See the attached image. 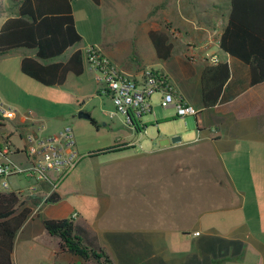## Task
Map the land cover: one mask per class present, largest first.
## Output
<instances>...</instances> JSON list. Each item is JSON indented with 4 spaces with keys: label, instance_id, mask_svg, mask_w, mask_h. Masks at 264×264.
I'll return each mask as SVG.
<instances>
[{
    "label": "rangeland",
    "instance_id": "374dc122",
    "mask_svg": "<svg viewBox=\"0 0 264 264\" xmlns=\"http://www.w3.org/2000/svg\"><path fill=\"white\" fill-rule=\"evenodd\" d=\"M161 1L102 0L97 7L90 0H81L76 13L82 41L60 57L44 63L66 62L76 50L85 54L88 47H95L122 72L144 68L158 71L164 69V63L157 56L152 30L157 29L158 36L179 41L186 38L188 30L178 27L186 10L194 11L198 24H202L205 17L211 18L213 4H218L226 23L230 11L229 0H182L180 4L177 0ZM200 38L198 33L194 36L196 40ZM19 50L16 54L31 52ZM10 71L12 79L0 75V92L14 103L8 105L19 108L17 103H22L24 106L20 109L38 115L47 126L44 136L54 135L69 126L76 140L78 163L65 177L52 175L54 180H59L56 193L61 198L57 203H49L42 215L63 219L77 213L76 223L89 230V234L84 235V243H98L115 264H205L206 259H221L220 239L213 240L207 234L241 223H248L254 235L264 239L263 146L240 147L233 156L225 157L237 189L245 196V200L241 197V201L233 202L228 189L216 184L218 174L210 176L204 169H201L203 173L192 170L187 174L179 173L173 181V176H169L173 154L136 156L160 150L158 133L163 125L158 122L169 113H173L169 117L174 119L170 124L182 130L184 142L196 138L194 117L188 118L194 125L185 126V118L177 117L176 109L161 107V93L153 95V112L143 115L142 130L137 131L126 124V117L118 113L106 91L107 85L97 81L98 74L89 70L86 62L82 75L70 73L60 86L41 85L25 76L18 64L11 65ZM193 106L198 109L196 104ZM80 113L89 117H80ZM112 114L115 115L112 117ZM4 126L12 127L6 121L0 124V138L9 131ZM121 144H129V147L89 156ZM193 148L212 150L204 144ZM10 160L25 166L23 154L9 156ZM7 161L0 156V162ZM7 181L9 189L5 190L0 179L1 191L17 190L28 179L24 175H12ZM164 224L171 230L157 235L164 230ZM184 226L198 229L202 237L184 232ZM69 258L52 264H70ZM245 260L247 264L255 263L250 254Z\"/></svg>",
    "mask_w": 264,
    "mask_h": 264
},
{
    "label": "crops",
    "instance_id": "0c3cea01",
    "mask_svg": "<svg viewBox=\"0 0 264 264\" xmlns=\"http://www.w3.org/2000/svg\"><path fill=\"white\" fill-rule=\"evenodd\" d=\"M177 1L179 4L182 2V0ZM2 3L4 14L0 17V26L8 17L14 16L17 13V7L13 2L2 0ZM79 3H81V0H74L71 2V6L76 28L80 35L83 36L77 23L76 9ZM92 3L96 5L93 1ZM96 6L100 7L101 4ZM212 9L211 18L206 19L205 17V19H202V24H198L195 21L193 10L183 12L184 17L179 21L178 27L188 29L185 32L186 38H181L179 41H174L173 39L172 41L165 37V40L158 42L157 47V56L164 63V69H160L157 72L168 76L177 94L186 103L197 105L198 116L184 117L185 126L194 125L193 121L191 122V119H188L189 117H194L197 131L193 135L196 138L184 142L182 130L178 131L175 125L170 124L174 119H172L173 117H169L173 113H169L167 117H160L161 119L158 122V124L163 125L161 132L158 133L160 136V150L153 152L146 151L136 156L157 153L173 154L172 170L169 171V176H173V181H175L179 173L187 174L192 170L204 169V172L208 171L210 176L218 174L215 177L216 184L222 188H227L233 202H237L238 200H242L243 194L237 189L225 157L233 156L240 147H264V82L256 86H250L249 67L235 57L221 51L219 39L227 23L223 14L218 10V4H213ZM152 31L156 34L159 33L157 29ZM197 33L201 37L199 40L194 39ZM180 35L178 33V36ZM189 46L195 47V59L190 58ZM17 51L0 56V75L4 79H12L11 65L15 67L18 64L20 66L24 56H34L35 54L34 51H21L20 54H16ZM212 55L217 56L221 62L228 64L230 79L224 86L219 103L212 109L204 110L201 100L200 76L203 68L208 64L207 57ZM170 61H172L171 65H169ZM124 70L125 72L123 71V73L131 78L139 77L142 71L140 69L137 72L130 73L128 70ZM0 100L7 104L13 103L2 91L0 92ZM17 104L19 109L21 106H24L22 103ZM167 109L175 108L170 107ZM36 116L38 117V115ZM7 120L12 127L4 126L9 131L1 135L0 142L4 138H10L16 149L21 150L23 147V135L18 131L22 126L26 125L25 118L21 114H16L10 116ZM0 124L2 123L0 122ZM16 140L21 141V143L17 144ZM200 144H204L212 150H174L192 148ZM207 166L213 169L210 170ZM195 167L200 169H195ZM202 173L199 176H202ZM28 185L29 181L18 187V189H25ZM42 188V191H46L48 190V185L43 184ZM44 197L45 194L40 192L25 199L26 206L32 212L16 235L12 254L13 264H46L42 262L52 264L68 256L70 257V264H85L76 257L61 253L59 239L49 235L45 231L43 221L54 218L42 215L43 212L48 210V204L45 203ZM243 199L245 200V196ZM226 208L228 209L229 207ZM77 224L83 227L89 234V230L84 225ZM162 227L164 230L158 232L157 235H160V233L166 234L169 232L166 231L167 229L171 230L165 224ZM182 230L186 233H192V236L197 238H201L203 235L198 229H191V227L186 228L184 226ZM207 235L213 240L220 239L218 249L222 258L210 261L206 259L205 264H227L232 262L234 264H247L245 257L248 254L254 258V264H264V239L256 234L254 235L248 223L232 226L222 232L213 230ZM142 237H145L144 234H142Z\"/></svg>",
    "mask_w": 264,
    "mask_h": 264
},
{
    "label": "trees",
    "instance_id": "16d2710c",
    "mask_svg": "<svg viewBox=\"0 0 264 264\" xmlns=\"http://www.w3.org/2000/svg\"><path fill=\"white\" fill-rule=\"evenodd\" d=\"M17 13L8 17L0 26V56L19 49L34 51V56L21 60L22 73L44 86L63 85L70 73L80 76L85 70V54L76 50L66 62H48L63 55L69 48L82 41L78 32L71 2L74 0H10ZM100 5L102 0H92ZM230 11L219 47L222 52L235 57L249 67L250 86L264 82V0H229ZM4 14L0 0V17ZM156 46L165 37L151 33ZM167 57V56H166ZM230 79L226 62L206 65L200 76L201 100L204 110L214 108L220 101L224 86ZM96 125V121L92 119ZM142 124L135 121V130ZM128 144L90 153H100L128 148ZM191 149V148H185ZM191 150H196L192 147ZM58 193L45 200L46 204L57 203ZM26 201L13 191L0 190V264H13L12 254L15 238L31 214ZM45 231L59 239L61 253L69 254L85 264H114L109 254L97 243H84L87 231L74 218L45 219Z\"/></svg>",
    "mask_w": 264,
    "mask_h": 264
},
{
    "label": "built area",
    "instance_id": "2783aa9c",
    "mask_svg": "<svg viewBox=\"0 0 264 264\" xmlns=\"http://www.w3.org/2000/svg\"><path fill=\"white\" fill-rule=\"evenodd\" d=\"M190 58L195 59V47L189 46ZM209 65L220 64L217 56L207 57ZM85 62L89 70L97 73V81L107 85V93L111 95L118 113L126 117V124L135 129V121L143 115L152 113L151 99L155 93H161L160 105L163 108L174 107L177 116L184 118L198 116L199 111L195 106L186 103L177 94V91L164 73L144 68L141 75L131 78L120 71L109 59V57L97 50L95 47H88L85 50ZM21 114L25 118L26 125L18 131L23 135L22 149L16 146L10 138H4L0 142V156L8 159L7 162H0V179L3 189H9L7 178L12 175H24L29 185L25 189L13 191L19 198L26 199L40 192L45 194L44 201L53 193H56L58 181L52 178L53 174H63L65 177L76 167L79 154L76 149V140L71 127L67 126L54 135L44 136L47 129L44 122L31 110L21 111L0 101V122H7L12 115ZM115 114H112V117ZM23 154L25 166L22 167L13 161L9 156ZM48 185V190L42 191V185ZM77 213L72 218L76 219Z\"/></svg>",
    "mask_w": 264,
    "mask_h": 264
},
{
    "label": "water",
    "instance_id": "95a60500",
    "mask_svg": "<svg viewBox=\"0 0 264 264\" xmlns=\"http://www.w3.org/2000/svg\"><path fill=\"white\" fill-rule=\"evenodd\" d=\"M79 116H80V117H89V116H87V115H85V114H83V113H80Z\"/></svg>",
    "mask_w": 264,
    "mask_h": 264
}]
</instances>
